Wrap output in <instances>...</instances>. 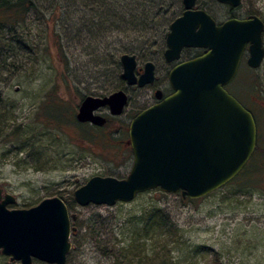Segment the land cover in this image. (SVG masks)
I'll use <instances>...</instances> for the list:
<instances>
[{"label": "rangeland", "instance_id": "rangeland-1", "mask_svg": "<svg viewBox=\"0 0 264 264\" xmlns=\"http://www.w3.org/2000/svg\"><path fill=\"white\" fill-rule=\"evenodd\" d=\"M158 2L156 10L160 14L154 16L155 24L151 22L149 31L144 34L134 36L130 31H113L101 38L84 35L80 40L65 41L67 64L54 60L52 19L44 11L33 14L25 25L16 26L15 32L11 26L0 22L1 112L4 108V117L0 121L10 125L6 131L21 123L24 134L30 135L36 145L34 150L43 154L41 161L31 160L27 156L30 141L18 151L19 144H13L5 133H0V187L3 192L16 197L8 208H29L44 198H62L70 214L75 215L74 222L71 221V225L72 222L75 224V233L70 236L71 249L65 264H120V251L133 242L138 246L136 254L142 256V264H149L147 258L153 253L151 248L161 244L166 250L158 251L159 254L168 253L169 260L176 264H264V233L252 231L254 226L264 228V194L243 196L241 191L231 190L226 184L213 195L187 204L179 199V193H167L159 188L139 193L130 202H116L112 206H80L73 200V191L94 175L126 177L132 155L125 156L113 145L119 139L118 122L128 124L130 113L143 106L144 99L148 98V103L153 101L148 88L126 87L120 77V55H134L137 67L152 61L156 65L158 85L167 89L162 74L164 38L161 39L158 31L165 33L168 30L166 19L170 22L179 16L183 5L182 0ZM194 7L205 10L217 22L232 13L245 16L251 10L253 14L261 12L264 18V0H244L243 7L232 11L215 0H196ZM77 13L84 21L98 20L96 14L86 8ZM2 16L0 13V20ZM15 37L26 38V48L20 47ZM8 42L11 48L7 46ZM246 58L247 52H244L236 77L225 88L249 106L264 133V112L244 93L248 83L264 78V59L259 68L252 69L247 66ZM119 87L128 92L131 101L116 118L109 115L107 108L101 110L100 113L110 117L111 122L101 131L91 128L94 132L91 142L77 138L82 135H78L80 131L73 125H66L60 132L42 120L41 107L48 95L57 94L55 90L76 113L82 97L108 95ZM50 106L52 112L53 105ZM151 205L169 213L175 235L167 233L135 242L133 231L139 226L143 209ZM200 246L209 250L192 253L190 260H182L187 248L195 250ZM133 260L137 261L136 258ZM0 264L17 262L0 253ZM32 264L48 263L33 259Z\"/></svg>", "mask_w": 264, "mask_h": 264}, {"label": "water", "instance_id": "water-1", "mask_svg": "<svg viewBox=\"0 0 264 264\" xmlns=\"http://www.w3.org/2000/svg\"><path fill=\"white\" fill-rule=\"evenodd\" d=\"M237 7L242 0H215ZM196 0H182L183 11L165 36L164 59L180 57L184 47L204 52L174 66L168 74L172 93L140 111L128 126L132 164L125 178L94 175L73 191V200L112 206L130 202L139 193L159 188L183 197H204L230 182L246 165L257 145L252 112L225 88L235 77L242 54L246 64L258 68L264 59V22L258 15L216 21ZM121 77L143 86L154 80L148 61L136 77L135 56L121 54ZM155 95L161 97V91ZM127 95L117 90L103 96H84L75 113L79 123L103 126L106 118L96 111L107 107L120 115ZM16 197L0 187V253L17 264L33 259L65 264L71 249L74 214L65 201L52 196L29 208H8Z\"/></svg>", "mask_w": 264, "mask_h": 264}, {"label": "trees", "instance_id": "trees-1", "mask_svg": "<svg viewBox=\"0 0 264 264\" xmlns=\"http://www.w3.org/2000/svg\"><path fill=\"white\" fill-rule=\"evenodd\" d=\"M141 1L144 3H141ZM159 3L160 2H158V0H113L112 2L111 0H0V13L3 14L0 22H3L4 24L2 25L4 26H11L12 30L15 32L14 28L16 26L25 25L27 19H31L33 14H36L38 11H44L45 14L47 13L52 19L56 56L54 60H56L57 63L67 64V56L65 51L66 48L64 45L65 41L68 43L73 38L80 40V38H82L84 35H89L93 39L97 37L101 38L113 31H130V33L134 36H137L141 33L144 34L149 31L150 27L148 25L151 22H154L155 24V21H153L154 16H156L157 13L160 14L156 10V6ZM243 4L244 0H242L240 8L243 6ZM84 8L88 9L91 13L96 14L95 16H97L98 20H82V17H79L77 12L84 10ZM68 10L71 11V13H69ZM249 13H253V11L251 10ZM256 14H259L264 22V18L261 16L262 13L258 11ZM166 20L167 23L165 25L169 27L171 21L169 22L168 19ZM158 32L160 33L161 39H165L168 30L163 33L162 31L160 32L159 29ZM9 42L7 43V46L11 48ZM16 42L20 47L23 46L26 48L27 46L25 43L26 38H16ZM259 80L260 79H257L256 83H248L247 91L244 93H246L247 97L254 99L255 104H257V107H259L260 111L262 110L264 112V78L260 81ZM55 92L57 94L48 95L47 101H45L41 107L42 120L49 124L50 127L60 132L64 131V127L66 125H73V127L78 128V131H80L78 135H82L78 136L77 138L91 142L92 138H94V132H92V129L95 131H101L103 127L98 128L90 126L87 123L77 122L75 119V113H73V109H71L66 100H63L59 96L56 90ZM250 92L252 93L251 96L249 95ZM239 101L247 109H249L255 117L257 124V145L254 153L243 169L230 182H228L227 185H225L226 187L230 186V188H232L231 190L241 191L243 196L246 194L251 196L253 193L262 195L264 194V133L261 131L257 120L258 118L253 113V111L248 105H246L244 101L241 99ZM50 105H53L52 112H50ZM2 110L3 112L0 110V118L4 117V108H2ZM109 122H111V119L107 121L105 126H108ZM0 126V133H5V137H7L8 141H12L13 144H19L17 145L18 147H16L18 151L21 148L20 146L24 145L25 142L30 141L29 148L27 149V156L31 160L41 161L40 159H42L43 154L34 150L36 145H34V141L30 135L27 136L24 134L25 131L23 130L21 123L11 126L8 131H6V128H9V124H3L1 120ZM45 126L47 125L45 124ZM118 126L119 139H117L118 142H114L113 145L115 148L120 149V153H123L125 156H130L132 155V152L128 143V136L125 129L127 123L124 121H119ZM41 150H43V148ZM215 192L216 191L197 199L183 197L180 192H178L179 194L177 195L183 204H187L200 201L207 196L213 195ZM154 199L158 200L156 198ZM244 206H246V204ZM243 208L245 209L246 207ZM72 221L74 222L73 219ZM73 222L72 225L74 224ZM137 224H139V226H137L133 231L135 242L141 238L151 239L154 238V236H160L167 233L170 235H175L176 232H173V222L169 213L162 210L160 207H157L156 205H151L148 208L143 209L140 220ZM74 231H72V234L75 233ZM252 231L264 233V228L261 229L260 227L254 226ZM162 249L166 250L164 244L151 248L153 253L151 257L147 258L149 264H176L169 260L168 253L159 254L158 251H161ZM204 249L205 248L202 246L197 247L195 250H192V248H187V252L184 253L182 260L184 262L190 260L192 253L194 254L195 252L199 251L207 252V250H209V248L205 250ZM137 251L138 246L134 244V242L127 248L122 249L120 251V264H142V256L140 257L139 254H136ZM112 252L113 250L110 251V253ZM134 258H136L137 261H134Z\"/></svg>", "mask_w": 264, "mask_h": 264}, {"label": "flooded vegetation", "instance_id": "flooded-vegetation-1", "mask_svg": "<svg viewBox=\"0 0 264 264\" xmlns=\"http://www.w3.org/2000/svg\"><path fill=\"white\" fill-rule=\"evenodd\" d=\"M241 3H242V1H241ZM241 3L237 6V7H230L229 6V9L230 10H235V9H239L240 8V5H241ZM225 5V4H224ZM228 6V5H227ZM243 7V6H242ZM183 11V10H182ZM208 13V12H207ZM251 15H256V14H253V13H248V14H246L245 16H235L233 13L231 14V16H229L227 19H229V18H246V17H248V16H251ZM260 17V16H259ZM176 18V17H175ZM261 18V17H260ZM215 20V19H214ZM226 20V19H225ZM216 21V20H215ZM224 21V20H223ZM223 21H221V22H217L216 21V23L217 24H220V23H222ZM171 23V22H170ZM165 49H166V45H165V39H164V49H163V52H162V57H163V79H164V81H165V83H166V85H167V89L166 90H163L162 88H160V86L158 85V83H157V80H156V65L152 62V61H150V62H152L153 63V65H154V80H153V82H151V83H147V84H145V85H143V86H138V84L137 83H135V84H127V82L121 77V74H120V77H121V80L124 82V84L126 85V87L128 88V87H137V88H144V87H146V88H148L149 89V91L151 92V94L152 95H149V97L150 98H153V101H151L150 103H148V98L147 99H144V100H146V102H145V104L143 105V106H140V108H138L136 111H133V112H131L130 113V120H129V122H128V124H127V126H126V132H127V136H128V126H129V123H130V121L134 118V116H136V114H138L140 111H142V110H144V109H146L147 107H149V106H151V105H153V104H155V103H157V102H159V101H161L164 97H166V96H168L169 94H171L172 93V89H171V87H170V85H169V82H168V74H169V72H170V70L174 67V66H176L177 64H179V63H181V62H183V61H187V60H190V59H193V58H195V57H197V56H199V55H201L203 52H204V49H202V48H192V47H184L182 50H181V53H180V57L178 58V59H176V60H173V61H170V62H168V61H166L165 59H164V56H163V54H164V51H165ZM132 55V54H131ZM243 57H244V53L242 54V57H241V60H240V64H239V67H240V65H241V63H242V60H243ZM135 60H136V58H135ZM120 61V60H119ZM246 61V60H245ZM146 62H148V61H146ZM146 62H144V64L146 63ZM121 63V62H120ZM144 64H143V66H144ZM122 66V65H121ZM143 66L142 67H137V62H136V67H135V70H134V73H135V76L136 77H138L141 73H142V71H143ZM239 69V68H238ZM122 72V71H121ZM236 75H237V73H236ZM236 75H235V77H236ZM234 77V78H235ZM234 78H233V80H234ZM232 80V81H233ZM122 82V83H123ZM117 90H123L125 93H126V95H127V104H126V106L129 104V102L131 101V96L128 94V92H126L125 91V89H122V88H118V89H116V90H114V91H117ZM157 90H159V91H161V97H157L156 95H155V92L157 91ZM113 92V91H112ZM93 96V95H92ZM125 106V107H126ZM124 107V108H125ZM103 108H107V107H102V108H100V109H98L97 111H96V113H98V114H100V115H102V116H104L105 118H106V122H105V124L103 125V126H95V125H92V124H90V123H87V124H89V125H91V126H94V127H98V128H102V127H104L105 125H106V123H107V121L110 119V117H108L105 113H100L101 112V110L103 109ZM108 109V108H107ZM124 111V110H123ZM108 112H109V110H108ZM123 113V112H122ZM121 113V114H122ZM120 114V115H121ZM109 115H110V113H109ZM111 117H118L119 115H117V116H114V115H110ZM130 146V145H129Z\"/></svg>", "mask_w": 264, "mask_h": 264}]
</instances>
